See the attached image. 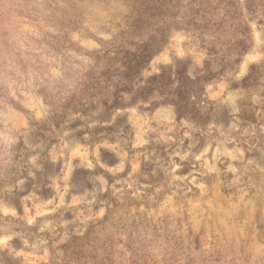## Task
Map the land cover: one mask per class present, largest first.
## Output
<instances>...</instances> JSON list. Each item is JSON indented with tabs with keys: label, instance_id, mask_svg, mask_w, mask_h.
Instances as JSON below:
<instances>
[{
	"label": "rangeland",
	"instance_id": "obj_1",
	"mask_svg": "<svg viewBox=\"0 0 264 264\" xmlns=\"http://www.w3.org/2000/svg\"><path fill=\"white\" fill-rule=\"evenodd\" d=\"M0 264H264V0H0Z\"/></svg>",
	"mask_w": 264,
	"mask_h": 264
},
{
	"label": "trees",
	"instance_id": "obj_2",
	"mask_svg": "<svg viewBox=\"0 0 264 264\" xmlns=\"http://www.w3.org/2000/svg\"><path fill=\"white\" fill-rule=\"evenodd\" d=\"M225 21H223V23H224ZM244 36V35H243ZM239 47V50H240V52H245V50L247 49V47L246 46H244L243 44H242V42H239V45H238ZM138 58H142V59H145L146 57H145V55L143 54V53H140L138 56H137V59ZM239 60H237V59H234L232 62V64H237V62H238ZM133 62L134 61H129L128 63H124L123 64V67H122V69H123V72H124V76L126 77V78H128V76H129V74H131L132 73V71L134 70V68H138L140 65H141V61H138V62H136L135 61V63L133 64ZM111 72V74L112 73H114V72H116V70L114 69V71L112 72V71H110ZM183 72H184V70H183ZM111 74H109V75H111ZM176 74L177 75H179L180 77H179V79H178V81L180 80V78H183L182 77V70L181 71H177L176 72ZM113 75V74H112ZM213 77H214V75H212V74H209L207 77H196L195 76V80L193 81V83H195L196 85H200V84H202V83H204V82H209V81H212V79H213ZM106 82H109V84L111 85L112 84V82L110 81V79H109V77H107L106 76ZM181 88H182V86H178L174 91H173V95H174V100H175V105L178 107V109L179 110H181V109H184V107H186V106H188V100H189V95H190V93H189V95H188V99L186 98V96H184V95H181ZM118 89V86H116V93H114L113 94V99L112 100H110V103H109V101H106V102H103L102 104L104 105V106H106V107H115V106H117L118 105V102H119V97H118V92H120V91H122V90H117ZM189 91V90H188ZM123 92H127V91H125V90H123ZM190 92H192V94L194 93V92H196V91H190ZM181 102H184V105L183 104H181Z\"/></svg>",
	"mask_w": 264,
	"mask_h": 264
}]
</instances>
